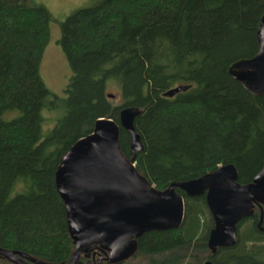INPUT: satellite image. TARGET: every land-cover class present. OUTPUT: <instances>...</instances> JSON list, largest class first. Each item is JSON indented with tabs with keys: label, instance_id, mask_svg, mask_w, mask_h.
Here are the masks:
<instances>
[{
	"label": "trees",
	"instance_id": "trees-1",
	"mask_svg": "<svg viewBox=\"0 0 264 264\" xmlns=\"http://www.w3.org/2000/svg\"><path fill=\"white\" fill-rule=\"evenodd\" d=\"M263 13L264 0H92L60 23L71 76L59 96L39 75L48 10L36 0H0V247L44 264L68 262L74 247L56 168L98 118L119 124L121 107L140 109L134 128L143 149L134 163L155 188L229 163L239 183L251 182L263 166L264 93H248L228 67L257 53ZM177 85L189 88L163 96ZM119 145L131 158L121 127ZM177 191L183 222L139 240L146 264H183L175 255L180 248L192 264L209 254L214 223L204 195ZM259 217L255 206L237 224L235 245L213 256L215 264H264V205L260 225ZM93 251L103 256L100 247ZM0 264L14 263L0 257Z\"/></svg>",
	"mask_w": 264,
	"mask_h": 264
},
{
	"label": "water",
	"instance_id": "water-1",
	"mask_svg": "<svg viewBox=\"0 0 264 264\" xmlns=\"http://www.w3.org/2000/svg\"><path fill=\"white\" fill-rule=\"evenodd\" d=\"M256 38L257 53L228 67L230 76L253 96L264 93V13ZM188 88L189 85H177L164 91L163 96L173 97ZM107 96L114 97L111 93ZM139 113L138 107L125 106L120 108L119 124L111 118H98L92 131L60 158L54 183L65 207L74 247L66 264H81L80 255H88L93 245L107 251L110 262L118 263L136 251V238L142 234L179 228L184 218V199L176 189L189 197L204 195L214 223L207 239L213 253L218 247L235 245L237 224L251 217L255 206L260 211L258 224L262 223L264 159L261 170L249 183H239L237 170L229 163L159 190L135 167L134 154L143 149L134 128ZM120 127L130 135L131 158L120 149ZM0 257L14 264H44L26 253L2 247Z\"/></svg>",
	"mask_w": 264,
	"mask_h": 264
},
{
	"label": "rangeland",
	"instance_id": "rangeland-1",
	"mask_svg": "<svg viewBox=\"0 0 264 264\" xmlns=\"http://www.w3.org/2000/svg\"><path fill=\"white\" fill-rule=\"evenodd\" d=\"M36 2L45 6L50 14L48 22L49 36L42 50L39 75L52 93L64 96V90L69 82L71 71L59 42L61 37L60 23L75 10L90 5L92 0H36ZM112 99L114 103L120 101L119 98L112 97ZM52 125L53 122L48 123L47 128L45 125L44 128L48 129ZM144 262V256H133L124 264H144Z\"/></svg>",
	"mask_w": 264,
	"mask_h": 264
},
{
	"label": "flooded vegetation",
	"instance_id": "flooded-vegetation-1",
	"mask_svg": "<svg viewBox=\"0 0 264 264\" xmlns=\"http://www.w3.org/2000/svg\"><path fill=\"white\" fill-rule=\"evenodd\" d=\"M154 231H157V230H154ZM159 231H164V230H159ZM147 233H149V232H147ZM147 233H144L140 237L136 238V242H137L136 251L131 256H129L127 259H125V260H123L121 262H118V263L110 262L109 259H108V252L107 251L102 252L103 256L99 252L93 251V247L97 248V247H99L98 245H93L92 248H91L92 251H90V253L88 255H86L85 253H82L80 255V258H81V256L86 257L87 258L86 264H106V263L107 264H124L126 261L131 259L133 256H144L145 257L144 264H146L147 255H145L143 253H140V252H139V254H137V250L139 249V247H138L139 246V240L142 239L145 235H147ZM207 239H208V236H207ZM207 239H206V246L208 248ZM230 247H232V246H230ZM221 248H229V247H218L217 250L214 253L208 248L209 254L208 253L205 254V259L202 260L203 262L201 261L200 264H204L207 261H210V262H212V264H215V260H214L213 256L217 255L218 249H221ZM175 255L178 258L183 260V264H192V257L190 256V252L187 253V248H183V249L180 248L179 250H177L175 252ZM80 262L82 264L81 260H80Z\"/></svg>",
	"mask_w": 264,
	"mask_h": 264
}]
</instances>
